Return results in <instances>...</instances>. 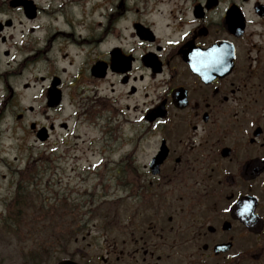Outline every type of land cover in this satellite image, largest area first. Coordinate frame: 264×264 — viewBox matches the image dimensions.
<instances>
[{
	"label": "flooded vegetation",
	"instance_id": "flooded-vegetation-1",
	"mask_svg": "<svg viewBox=\"0 0 264 264\" xmlns=\"http://www.w3.org/2000/svg\"><path fill=\"white\" fill-rule=\"evenodd\" d=\"M83 144L128 210L64 260L264 264V0H0V176Z\"/></svg>",
	"mask_w": 264,
	"mask_h": 264
},
{
	"label": "rangeland",
	"instance_id": "rangeland-1",
	"mask_svg": "<svg viewBox=\"0 0 264 264\" xmlns=\"http://www.w3.org/2000/svg\"><path fill=\"white\" fill-rule=\"evenodd\" d=\"M4 145L8 151L11 145L7 141ZM24 145L33 146L32 139L26 141ZM79 148V153H76L79 159L54 161L49 165L48 172L39 171L35 175L33 183L37 186H30L27 182L25 187L17 188L22 192V196H19L20 201L27 200L33 206L31 209L25 206L19 208L27 216L35 219V222L32 219L10 221L11 227L15 230L14 238L6 239V236H2L0 220V264H56L63 260L64 221H68L73 215L70 210L62 211L61 203L72 207V204L77 206L79 202L95 199L101 204L103 202L101 197L104 196L107 204L92 216L127 215L126 194L115 191L111 176L98 175L101 160L95 150L96 145L83 144L79 145ZM12 153L16 154L14 150ZM28 155L29 151L24 149L22 157L25 159ZM1 157L5 158L3 154ZM23 163L20 166L22 168ZM2 164L0 163V172L5 173L6 168ZM43 165L47 166V162H43ZM11 179L17 180L16 177ZM13 193L14 191L7 188V182L0 180V219L6 215L10 201H14Z\"/></svg>",
	"mask_w": 264,
	"mask_h": 264
},
{
	"label": "water",
	"instance_id": "water-1",
	"mask_svg": "<svg viewBox=\"0 0 264 264\" xmlns=\"http://www.w3.org/2000/svg\"><path fill=\"white\" fill-rule=\"evenodd\" d=\"M60 264H73V263H69V262H62Z\"/></svg>",
	"mask_w": 264,
	"mask_h": 264
}]
</instances>
